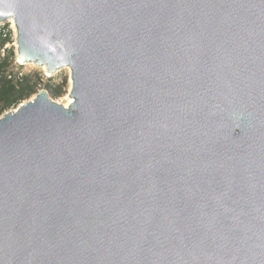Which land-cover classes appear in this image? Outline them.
<instances>
[{
    "label": "water",
    "instance_id": "water-1",
    "mask_svg": "<svg viewBox=\"0 0 264 264\" xmlns=\"http://www.w3.org/2000/svg\"><path fill=\"white\" fill-rule=\"evenodd\" d=\"M7 19L73 102L0 117V264H264V0H0Z\"/></svg>",
    "mask_w": 264,
    "mask_h": 264
},
{
    "label": "rangeland",
    "instance_id": "rangeland-1",
    "mask_svg": "<svg viewBox=\"0 0 264 264\" xmlns=\"http://www.w3.org/2000/svg\"><path fill=\"white\" fill-rule=\"evenodd\" d=\"M6 24V23H4ZM9 23L5 28L8 30V41L0 47V58L7 59V67L3 71V75L6 76L8 80H10L13 84L20 83L21 80L26 78L30 84H32L35 88V92L25 100L19 101L16 105L9 107L8 109L3 110L2 104H0V117L9 112L16 110L20 104L29 101L33 97H35L39 92L45 91L47 92L49 98L56 102L64 105L67 97H69V92L71 88V80H70V71L67 68H62L54 72V74L46 76L39 68L34 67L32 65H21L17 62L16 59V38L15 33L10 29ZM5 29V30H6ZM13 29V28H12ZM64 82V94L59 98H52L51 92L52 89L58 85H62Z\"/></svg>",
    "mask_w": 264,
    "mask_h": 264
},
{
    "label": "trees",
    "instance_id": "trees-1",
    "mask_svg": "<svg viewBox=\"0 0 264 264\" xmlns=\"http://www.w3.org/2000/svg\"><path fill=\"white\" fill-rule=\"evenodd\" d=\"M8 40L0 39V47H2ZM7 67V59L0 58V104L3 110L16 105L19 101L25 100L30 97L35 88L30 82L24 78L20 83L13 84L10 80L3 75V71ZM64 80L62 85H58L52 89L51 97L59 98L64 94Z\"/></svg>",
    "mask_w": 264,
    "mask_h": 264
},
{
    "label": "bare ground",
    "instance_id": "bare-ground-1",
    "mask_svg": "<svg viewBox=\"0 0 264 264\" xmlns=\"http://www.w3.org/2000/svg\"><path fill=\"white\" fill-rule=\"evenodd\" d=\"M7 22L9 23V25H11V29H12V31L15 33V38H16V44H15V48H16V59H17V62L19 63V64H21V65H32V66H34V67H37V68H39L44 74H46V76H49V75H52V74H54V72H56L57 70H59V68H57V69H55V70H53V71H50V72H48L47 71V69H46V66L45 65H42V66H36L34 63H27V62H21L19 59H18V45H17V40H18V31H17V27H16V24H15V22H14V19H7V20H4V21H1L0 22V25H3L4 23H6L7 24ZM65 68H67V69H69L68 67H65ZM69 71L71 72V70L69 69ZM71 82V81H70ZM71 84H72V82H71ZM70 90H71V88H70ZM37 96V95H36ZM33 97L32 99H30L29 101H27V102H31V101H33V100H35L37 97ZM65 101H66V103L64 104V105H62L64 108H69L70 107V105L72 104V98L69 96V97H67L66 99H64ZM58 104H60V103H58ZM21 105V104H20ZM17 111L16 110H13L12 111V113L13 114H15Z\"/></svg>",
    "mask_w": 264,
    "mask_h": 264
},
{
    "label": "built area",
    "instance_id": "built-area-1",
    "mask_svg": "<svg viewBox=\"0 0 264 264\" xmlns=\"http://www.w3.org/2000/svg\"><path fill=\"white\" fill-rule=\"evenodd\" d=\"M7 24H3V25H0V36H2V37H6V36H8V33L9 32H6V31H8L6 28H5V26H6ZM6 29V30H5ZM10 29H11V26H10ZM12 30V29H11Z\"/></svg>",
    "mask_w": 264,
    "mask_h": 264
},
{
    "label": "flooded vegetation",
    "instance_id": "flooded-vegetation-1",
    "mask_svg": "<svg viewBox=\"0 0 264 264\" xmlns=\"http://www.w3.org/2000/svg\"><path fill=\"white\" fill-rule=\"evenodd\" d=\"M0 39L1 40H4V39H7L8 40V37L6 36V37H2V36H0Z\"/></svg>",
    "mask_w": 264,
    "mask_h": 264
}]
</instances>
